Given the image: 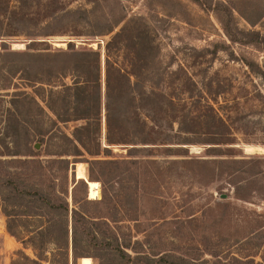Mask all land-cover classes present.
Here are the masks:
<instances>
[{"label":"rangeland","instance_id":"374dc122","mask_svg":"<svg viewBox=\"0 0 264 264\" xmlns=\"http://www.w3.org/2000/svg\"><path fill=\"white\" fill-rule=\"evenodd\" d=\"M28 1L33 11L75 12L38 25L3 23L0 48H20L12 44L28 40V32L40 34L51 20L55 30L73 32L46 36L52 48L65 49L71 41L75 49L99 51L103 64L106 42L123 25L146 30L151 46L144 43L146 49L139 52V64L146 62L142 84L170 92L177 104L167 112L155 105L159 126L151 144H138L131 151L125 144L110 146L109 156L49 153L62 148L61 132L71 135L79 120L52 125V139L45 144L33 134L17 135L13 142L5 138L6 145L0 144V264H33L30 259L38 253L29 238L45 219L26 206L29 195L13 196L16 191L28 194L31 186L51 195L66 191L70 208L98 219L103 216L119 236L135 242L137 250L170 251L199 260H215L210 255L215 253L223 264H264V51L255 41L243 43L253 39L241 33L258 31L264 36V0ZM226 7L232 8L230 16ZM222 21L235 41L226 36ZM9 28L17 29L16 35H8ZM130 38L129 32L123 35L125 49L118 53L126 68L134 55L126 47ZM199 96L222 112L228 127L191 119V100ZM21 110L34 113L30 105ZM35 121L33 126H38ZM2 127L0 121V131ZM227 132L232 143L218 144ZM5 146L19 150V155L6 154ZM92 159L113 161L90 165L86 160ZM79 163L85 185H75ZM86 180L99 184L97 198L89 196ZM101 199L103 203H95ZM13 203L20 205L13 209ZM1 204L17 215L6 218ZM7 224L18 239L9 234ZM42 253L45 260L67 264L65 251L51 244ZM74 264L98 263L78 258Z\"/></svg>","mask_w":264,"mask_h":264},{"label":"trees","instance_id":"16d2710c","mask_svg":"<svg viewBox=\"0 0 264 264\" xmlns=\"http://www.w3.org/2000/svg\"><path fill=\"white\" fill-rule=\"evenodd\" d=\"M11 0H0V26L15 25L18 22H30L38 25L43 19L56 21L75 9H63L57 12L33 11L32 3L28 0H14V6H10ZM37 3H40L39 0ZM229 16L232 8L226 7ZM46 21L44 30L40 34L28 32V41L23 49H11L5 44L0 48V121L3 127L0 131V144H5V138L14 137L22 133L37 136L40 144L51 140L52 125L70 121H81L71 135L61 132L59 142L61 149L58 156H109L110 146L125 144L131 150L138 149V144H151L152 136L158 131V120L155 113L156 104L159 110L167 112L168 106L177 104L175 98L166 90L148 89L143 82L141 72L146 62L141 61L140 51L146 49L144 43L151 46L148 32L139 29H129L123 25L105 44L103 64L99 51L92 48L75 49L69 41L67 47L52 48L46 36L73 33L72 30H55ZM226 36L235 41L236 36L226 22L222 21ZM52 27V28H51ZM43 29V28H42ZM17 29L9 28L8 35H16ZM112 31V28L108 32ZM131 34L130 44L134 55L130 57V68L123 66L118 54L125 49L122 44L123 35ZM242 34L252 37L243 43L255 41L264 51V36L258 31H248ZM42 35L45 37H35ZM117 53V54H116ZM126 59H129V57ZM103 67V75H102ZM70 77V82L65 79ZM192 97V96H189ZM204 97V96H202ZM191 100L190 110L194 115L191 119L210 125L216 123L221 127H228L222 112L206 97L203 102L201 96ZM178 102H180L178 100ZM152 103V104H150ZM161 103V104H160ZM31 106L34 109L32 116L24 114L22 108ZM182 106L184 107L183 103ZM47 111L51 114L49 115ZM44 118L48 119L49 126H45ZM38 123L33 126L32 121ZM30 123V124H29ZM212 125V124H211ZM228 129V128H227ZM31 131V132H30ZM48 135V136H47ZM50 135V136H49ZM218 144H230L233 138L222 134ZM48 137V138H46ZM50 137V138H49ZM46 139V141H45ZM102 139L104 142H102ZM34 143V142H33ZM30 149L29 142H25ZM6 154L19 155V150H10L8 146ZM50 151V150H48ZM2 153L0 152V155ZM90 165L104 164L107 160H86ZM78 177H85L82 165H77ZM94 172L89 169V177L94 178ZM85 185L83 178H78L75 185ZM74 185V187H75ZM88 193L91 198L99 195V184L88 181ZM31 192L16 191L14 199L20 195H29L27 200L29 208L42 215L43 222L34 230L29 238L31 247L37 251L36 258L30 259L33 264H55L52 260H45L42 251L47 244L66 253L67 264L69 251H71L72 264L78 258L95 259L98 264H223L217 254L210 253L215 260L203 258L201 260L174 254L170 251L149 253L137 250L131 239L126 240L115 232L110 224L100 216H90L81 213L78 209L69 207L65 197L66 191L59 195L46 192L44 189L31 186ZM1 201V199H0ZM95 203H103L102 199ZM20 204L13 203V209ZM1 212L6 218L14 216V210H8L1 204ZM17 215V214H15ZM9 234L17 238V234L7 224ZM138 242V241H136ZM91 257V258H90ZM92 262V261H91Z\"/></svg>","mask_w":264,"mask_h":264},{"label":"water","instance_id":"95a60500","mask_svg":"<svg viewBox=\"0 0 264 264\" xmlns=\"http://www.w3.org/2000/svg\"><path fill=\"white\" fill-rule=\"evenodd\" d=\"M22 45V46H20ZM14 46H20L21 49L25 48V41H22V42H18V41H15V43L12 44V47L14 48ZM20 48H17V49H20ZM76 179H78L79 177H75ZM88 182V180H86V183Z\"/></svg>","mask_w":264,"mask_h":264},{"label":"built area","instance_id":"2783aa9c","mask_svg":"<svg viewBox=\"0 0 264 264\" xmlns=\"http://www.w3.org/2000/svg\"><path fill=\"white\" fill-rule=\"evenodd\" d=\"M2 227L1 221H0V228Z\"/></svg>","mask_w":264,"mask_h":264},{"label":"crops","instance_id":"0c3cea01","mask_svg":"<svg viewBox=\"0 0 264 264\" xmlns=\"http://www.w3.org/2000/svg\"><path fill=\"white\" fill-rule=\"evenodd\" d=\"M81 258H79V260H80Z\"/></svg>","mask_w":264,"mask_h":264}]
</instances>
